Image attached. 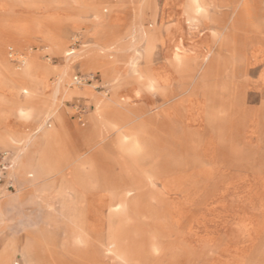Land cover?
Masks as SVG:
<instances>
[{"label":"rangeland","instance_id":"374dc122","mask_svg":"<svg viewBox=\"0 0 264 264\" xmlns=\"http://www.w3.org/2000/svg\"><path fill=\"white\" fill-rule=\"evenodd\" d=\"M0 39V113L34 105L59 147L0 192V241L31 246L11 264H264V0H0Z\"/></svg>","mask_w":264,"mask_h":264},{"label":"bare ground","instance_id":"6f19581e","mask_svg":"<svg viewBox=\"0 0 264 264\" xmlns=\"http://www.w3.org/2000/svg\"><path fill=\"white\" fill-rule=\"evenodd\" d=\"M25 31H26L25 28L17 30V32L19 34H22L23 36L28 35V33L26 34ZM0 44L1 45L5 44V41L0 39ZM52 45L56 47L61 46V44L58 43L57 41L53 42ZM28 57H29L28 55L26 57L22 56L21 60L24 63L28 60V66L24 74L22 73V74L17 75L16 83L13 84L12 86V88L16 91L19 89L17 86L18 82H23L24 80H28V81L30 80L33 83L32 85H36L37 81H39L38 79H36V72L38 69L36 66V58L35 56H30V58ZM86 63L96 68L97 70L101 71L104 77L109 78L108 83L110 84V86H112L113 88L114 86H116V82L118 81V78L110 74L112 73L111 70L113 69V65L111 63H108L106 61L99 60V59H89ZM43 71H45L46 74L52 73L50 68L44 69ZM56 74L58 76V80L54 84L53 89H52V94H51V97H52L51 100L53 104L51 103L52 104L51 107L46 109L47 111L45 112L44 117L54 116L55 121L59 122L61 121V116L58 114L57 109L53 108L56 105L55 101L59 99L61 95H66L67 92L76 91V89L75 88L66 89L64 87L66 76L63 71H60L59 73H56ZM21 90L25 94H27L26 97L29 99H33L35 95H38L35 89V86L27 85V87L21 88ZM43 101H46V100H43ZM117 105L118 104L116 102V96L107 97L106 102L102 103L101 105L102 107L96 108L95 118L93 117V120L95 119L96 121L94 122L96 123L98 121H101V119L102 118L104 119L105 116H107V114L115 118L124 116L125 114L124 107H122L121 105H118L119 107H117ZM31 106L34 107V105H31ZM31 106H29L28 111H24L22 109H18L14 111L12 109L7 114L0 113V144L7 146V147L20 146L17 156L14 151L0 147V149H3L11 153V155L13 156L14 168L7 174L8 177L13 178L14 180L13 189L16 188V182L14 178V170L16 167V163L18 164V167L22 169L28 165L29 167L32 166L34 171L36 172L37 177L42 178L48 175L50 171L52 172L49 153L51 151H55V149H59L58 144H57V133L58 132L55 128H52V129H49L43 132L42 135L38 137L34 136V134L37 131H39L42 128V126H37V129L34 130L33 133H30L28 129H25L27 127L28 119L31 117L32 112H33V108ZM15 125H17L18 127L21 125H24L23 132L21 129H19L20 131L18 130L19 134L17 135L18 136L17 138L12 133L13 132L12 128ZM44 138L45 140L43 141ZM42 141L45 144L44 148H41V144L43 143ZM2 189H5L6 191L13 190V189H10V190L6 189L3 184H0V192L2 191ZM1 224H2V221H0V225ZM19 248H21L23 250V253H25L27 256L30 253L29 251H31V246L27 240H25V244L20 247L15 237L9 234L5 235L3 239L0 241V264H11V261L13 260ZM27 259H28L27 264H34L32 263L31 259L29 258ZM14 264H17V263L15 262Z\"/></svg>","mask_w":264,"mask_h":264},{"label":"built area","instance_id":"2783aa9c","mask_svg":"<svg viewBox=\"0 0 264 264\" xmlns=\"http://www.w3.org/2000/svg\"><path fill=\"white\" fill-rule=\"evenodd\" d=\"M74 79L77 80V77H75ZM13 168H14V160L11 153L3 149H0V184H3L6 189L14 188L13 178L7 176V174Z\"/></svg>","mask_w":264,"mask_h":264},{"label":"crops","instance_id":"0c3cea01","mask_svg":"<svg viewBox=\"0 0 264 264\" xmlns=\"http://www.w3.org/2000/svg\"><path fill=\"white\" fill-rule=\"evenodd\" d=\"M8 148V147H7ZM9 149L11 150V148L9 147ZM13 151H14V149H13Z\"/></svg>","mask_w":264,"mask_h":264}]
</instances>
